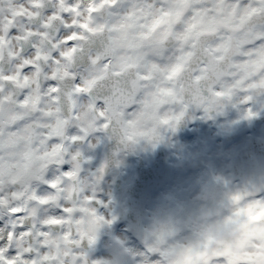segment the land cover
<instances>
[{
  "label": "flooded vegetation",
  "instance_id": "obj_1",
  "mask_svg": "<svg viewBox=\"0 0 264 264\" xmlns=\"http://www.w3.org/2000/svg\"><path fill=\"white\" fill-rule=\"evenodd\" d=\"M127 2V0H123ZM176 10L161 14L159 7L136 12V18L125 25L117 37L143 39L152 44L164 32L182 31L191 25L190 39L204 44L210 55L203 58L208 67L199 73L201 82L230 94L222 110L206 115L202 107L192 106L175 127L161 124L177 109L173 101L176 83H137L113 106V111L126 122V129L145 133L158 131V140L141 137L133 148L121 140L125 129L97 130L95 114L82 107L79 116L65 110L55 97L34 87L36 76L20 81L19 88L0 85V137L3 155L9 166L0 175V204H16L29 211L47 177L56 174L61 162L67 169L81 166L80 183L65 181L58 198L71 203L73 214L62 218L60 229L41 231L46 217L54 215V207L34 217L31 239L19 238L0 231V237L16 244L21 253L33 256L19 264H128L118 233L125 227L137 234L165 228L170 236H185L187 242L163 253L173 255L179 249L176 264H207L213 241L202 239L205 229L223 230L238 223L246 213L249 221L264 218V210L255 205L237 207L236 193L257 198L264 195V91H255L248 103L240 99L251 89L264 88V44L256 42L264 36V19L260 9L248 0H177ZM191 9V11H189ZM190 71L196 69L189 65ZM32 86L26 99L16 95ZM173 89L168 91L167 89ZM131 104L136 107L131 112ZM248 109L256 115L249 117ZM88 129L85 139L80 126ZM15 126V127H13ZM59 137V144L53 142ZM79 153L77 160H72ZM103 168V178L95 177ZM78 187L84 194H94L99 213L111 219L98 231L91 217L77 208L72 192ZM228 216V219L224 217ZM258 231L251 229L249 236ZM84 233L95 234L92 245L82 243ZM189 234V235H188ZM211 251L212 256L226 258V264H251V253L240 254L224 240ZM255 247V245H250Z\"/></svg>",
  "mask_w": 264,
  "mask_h": 264
},
{
  "label": "snow or ice",
  "instance_id": "obj_2",
  "mask_svg": "<svg viewBox=\"0 0 264 264\" xmlns=\"http://www.w3.org/2000/svg\"><path fill=\"white\" fill-rule=\"evenodd\" d=\"M248 2L260 9L258 16L264 19V0ZM152 7H159L163 14L181 5L177 0H127L126 3L123 0H0V85L16 89L21 80L29 81L35 74L34 87L46 90L65 110L71 106L74 117L79 116L80 108L86 107L97 118V130L125 129L121 140L127 148H133L141 137L158 140V131H128L126 122L113 111V106L137 83L151 81L156 86L175 81L172 99L177 109L163 118L164 126L175 128L192 106L202 107L206 115L222 110L224 101H231V95L206 86V81L201 82L199 73L208 67L203 58L210 55V50L190 39L191 25L182 31L164 32L152 44H145L143 39L117 37L136 18L137 11ZM256 43L264 44V36ZM189 65L196 71H190ZM257 90L264 91V88L247 91L240 103L250 102ZM31 91L32 86L24 88L16 99H26ZM3 99L4 92L0 91V100ZM135 107L131 104L127 111ZM247 115L252 117L256 113L248 109ZM80 128L82 135L74 137V141L83 140L87 135L88 129L83 125ZM59 140L53 137L54 143L59 144ZM3 151L0 143V175L9 166ZM78 155L74 154L71 159L77 160ZM66 164L70 163L61 162L56 174L45 179L31 214L16 204H0V231L16 238L27 234L31 239L34 217L50 206L55 209L54 215L43 220L41 231L61 228L59 221L73 214L71 203L58 198L64 182L71 180L74 186L81 182L80 164L65 169ZM103 171L99 169L97 182L102 180ZM245 195L248 193H236L232 200L240 201ZM3 196L0 192V198ZM72 199L78 201L81 214L91 217L96 231L115 223V216L109 219L99 213L94 194H84L76 187ZM95 240V234L81 236L82 243L87 241L89 246ZM32 256V252L22 254L7 236L0 237V264H19V260Z\"/></svg>",
  "mask_w": 264,
  "mask_h": 264
},
{
  "label": "clouds",
  "instance_id": "obj_3",
  "mask_svg": "<svg viewBox=\"0 0 264 264\" xmlns=\"http://www.w3.org/2000/svg\"><path fill=\"white\" fill-rule=\"evenodd\" d=\"M261 203H257V202ZM246 204L255 205L256 212L264 210V195L259 198L248 194L245 195L237 207ZM228 219V216L224 217ZM251 229L264 230V218L257 221H249L247 214L241 215L238 223L230 225L223 230H204L202 239L213 241L211 249H204L208 252L207 264H226V258L211 255V251L220 247L217 241L224 240L233 246V251L240 254L251 253L253 260L251 264H264V231H258L255 236H249ZM171 231L165 228L146 230L143 234H137L132 228L125 227L118 235L122 240V248L127 254L128 264H176L180 259L179 249L173 255L164 256L177 241L187 242L185 236L169 235ZM189 235V234H188ZM250 245H255L251 247ZM197 264L202 262L197 261Z\"/></svg>",
  "mask_w": 264,
  "mask_h": 264
}]
</instances>
